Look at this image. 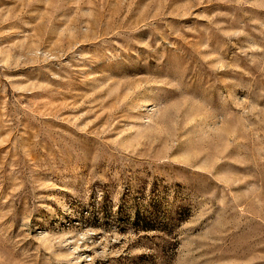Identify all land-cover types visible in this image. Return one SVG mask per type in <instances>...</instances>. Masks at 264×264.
I'll return each instance as SVG.
<instances>
[{"label":"rangeland","instance_id":"374dc122","mask_svg":"<svg viewBox=\"0 0 264 264\" xmlns=\"http://www.w3.org/2000/svg\"><path fill=\"white\" fill-rule=\"evenodd\" d=\"M0 264H264V0H0Z\"/></svg>","mask_w":264,"mask_h":264}]
</instances>
